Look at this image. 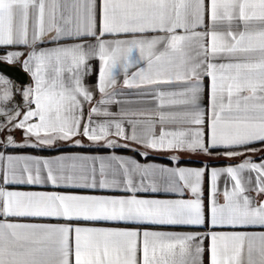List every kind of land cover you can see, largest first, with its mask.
Segmentation results:
<instances>
[{
  "label": "snow or ice",
  "instance_id": "snow-or-ice-1",
  "mask_svg": "<svg viewBox=\"0 0 264 264\" xmlns=\"http://www.w3.org/2000/svg\"><path fill=\"white\" fill-rule=\"evenodd\" d=\"M0 48V264H264V0H0ZM85 140L134 155L7 153Z\"/></svg>",
  "mask_w": 264,
  "mask_h": 264
},
{
  "label": "crops",
  "instance_id": "crops-1",
  "mask_svg": "<svg viewBox=\"0 0 264 264\" xmlns=\"http://www.w3.org/2000/svg\"><path fill=\"white\" fill-rule=\"evenodd\" d=\"M8 50L10 51H16V50H23L22 48L18 47H9ZM4 54V49L0 48V55ZM31 78V77H30ZM10 79V78H9ZM11 80V79H10ZM14 88L16 89H23L24 87H27L29 84L32 83V80H30L29 84H19L15 81L11 80ZM94 81V77L91 78L88 83H92ZM17 99L19 100L20 97L17 96ZM16 139L19 141L22 139L21 133L16 132ZM2 139V137H0ZM2 150V149H0ZM8 154L12 155H34V156H40L45 158H53L58 155H64V154H80V155H88V156H110L112 154L118 155V156H133V152L131 149H124V148H115V149H105L101 148L97 145L91 144L90 142L86 141L84 142V147H75L73 145L69 144H61L57 148H44V149H34V148H24V149H7ZM169 153H155L150 152L149 156L146 158L144 156H135L140 163H148V164H155V165H162L165 167H185V168H201L206 167L209 170L213 167L216 168H224L228 166H233L242 161L241 157L236 158H228L224 156H212L207 157L202 154H193V153H179V161L173 162L170 160ZM259 156V153L256 154V159ZM223 187V178H221V188ZM10 190H43V191H63V189H53L51 186L40 188V187H34V186H10ZM80 192H86L90 194H105L101 190H76ZM111 194V193H107ZM205 195L207 196V181L205 183ZM166 198H178L174 195L168 196ZM184 198H190V194H186Z\"/></svg>",
  "mask_w": 264,
  "mask_h": 264
},
{
  "label": "water",
  "instance_id": "water-1",
  "mask_svg": "<svg viewBox=\"0 0 264 264\" xmlns=\"http://www.w3.org/2000/svg\"><path fill=\"white\" fill-rule=\"evenodd\" d=\"M4 67L10 70L8 73L5 74L8 75L11 80L24 85L30 83V75L24 72L20 64L4 65Z\"/></svg>",
  "mask_w": 264,
  "mask_h": 264
},
{
  "label": "rangeland",
  "instance_id": "rangeland-1",
  "mask_svg": "<svg viewBox=\"0 0 264 264\" xmlns=\"http://www.w3.org/2000/svg\"><path fill=\"white\" fill-rule=\"evenodd\" d=\"M16 99H17V97H16ZM18 100V99H17Z\"/></svg>",
  "mask_w": 264,
  "mask_h": 264
}]
</instances>
